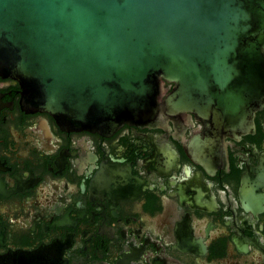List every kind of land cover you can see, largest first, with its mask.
I'll use <instances>...</instances> for the list:
<instances>
[{
    "label": "flooded vegetation",
    "instance_id": "af4514ba",
    "mask_svg": "<svg viewBox=\"0 0 264 264\" xmlns=\"http://www.w3.org/2000/svg\"><path fill=\"white\" fill-rule=\"evenodd\" d=\"M20 96L0 76V264H264V105L242 131L185 112L102 135Z\"/></svg>",
    "mask_w": 264,
    "mask_h": 264
},
{
    "label": "water",
    "instance_id": "95a60500",
    "mask_svg": "<svg viewBox=\"0 0 264 264\" xmlns=\"http://www.w3.org/2000/svg\"><path fill=\"white\" fill-rule=\"evenodd\" d=\"M0 76L64 131L185 112L247 130L264 105V0H0Z\"/></svg>",
    "mask_w": 264,
    "mask_h": 264
}]
</instances>
